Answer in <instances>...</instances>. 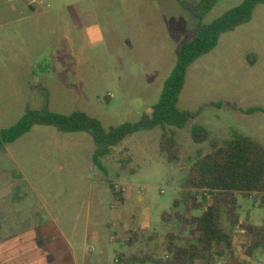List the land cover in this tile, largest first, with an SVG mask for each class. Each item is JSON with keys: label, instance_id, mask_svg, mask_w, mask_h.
I'll use <instances>...</instances> for the list:
<instances>
[{"label": "rangeland", "instance_id": "374dc122", "mask_svg": "<svg viewBox=\"0 0 264 264\" xmlns=\"http://www.w3.org/2000/svg\"><path fill=\"white\" fill-rule=\"evenodd\" d=\"M243 2L219 0L202 24ZM199 24L177 0H0V129L15 126L27 107L42 108L39 88L53 113L82 112L106 130L139 122ZM178 108L191 115L184 129L138 132L98 164L88 133L35 126L0 146V264L164 257L177 225L162 216L173 212L198 152L235 138L264 147V5L190 66ZM195 127L209 141L195 143ZM164 133L176 141L177 162L161 151ZM238 204L242 223L263 226L260 203L238 196ZM233 236L234 255L217 264H264V249L248 255L249 234L236 228Z\"/></svg>", "mask_w": 264, "mask_h": 264}, {"label": "trees", "instance_id": "16d2710c", "mask_svg": "<svg viewBox=\"0 0 264 264\" xmlns=\"http://www.w3.org/2000/svg\"><path fill=\"white\" fill-rule=\"evenodd\" d=\"M26 1V0H23ZM219 0H199L192 4L177 0L179 5L200 21L195 37L178 51L176 66L166 81L159 102L149 115L137 123H126L106 130L100 121L82 112L60 115L51 112L49 93L39 88L44 96L39 110L26 108L20 121L10 129H0V146L15 143L35 126L54 127L60 133H88L96 146L94 161L98 164L132 135L141 131L173 127L184 129L191 115L178 108L188 69L203 56L211 53L221 36L235 31L252 21L255 9L264 0H244L211 24H202L203 18ZM193 141H209L202 127L192 131ZM213 151L208 155L198 152L188 179L181 188L171 214H164V223H176L177 228L165 237V255L162 258L147 251L144 255L118 257L117 264H217L218 260L233 256V230L240 228L252 238L248 255L264 249V220L262 227L242 223L238 214V196L253 198L264 209V147L247 138H235L220 146L211 142ZM161 151L169 162L179 161V152L173 137L163 134ZM115 192V190H113ZM115 195L119 193L115 192ZM131 238L127 242L130 243ZM247 264V263H240Z\"/></svg>", "mask_w": 264, "mask_h": 264}]
</instances>
